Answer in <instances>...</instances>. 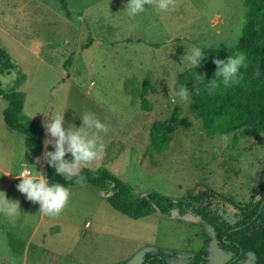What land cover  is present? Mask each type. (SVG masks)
Wrapping results in <instances>:
<instances>
[{"label":"rangeland","instance_id":"rangeland-1","mask_svg":"<svg viewBox=\"0 0 264 264\" xmlns=\"http://www.w3.org/2000/svg\"><path fill=\"white\" fill-rule=\"evenodd\" d=\"M65 1L66 10L57 0H0V81H6L0 86L10 90L16 72L25 74L19 88L24 115L43 124L45 114L38 111H64V126L79 127L83 113H94L108 128L98 133L105 147L81 169L106 167L136 195L158 191L178 198L210 188L249 203L264 188V134L210 137L189 111L190 93L173 100L190 46L218 48L242 39L244 0H172L167 11L146 4L134 18L123 8L127 0ZM6 106L0 98V191L19 202L21 213L15 219L0 215V264H141L155 249L174 251L170 264H186L206 241L210 264L230 260L200 218L157 212L132 219L89 185L69 187L59 214L41 213L8 173L37 169L46 179L43 156L54 147L43 142L40 155H22L24 136L4 123ZM174 112L180 124L169 135V150L153 163L146 153L151 126ZM238 264H255V257L248 254Z\"/></svg>","mask_w":264,"mask_h":264},{"label":"trees","instance_id":"trees-1","mask_svg":"<svg viewBox=\"0 0 264 264\" xmlns=\"http://www.w3.org/2000/svg\"><path fill=\"white\" fill-rule=\"evenodd\" d=\"M57 1L66 10V1ZM243 6L245 26L242 39L234 45L222 44L218 48H202L205 57L201 58L199 66L195 70L187 69L182 72L174 84V89L178 84L188 87L191 96L189 111L201 122L203 130L210 137L237 132L249 138L264 134V0H244ZM66 14L69 15V12L66 11ZM237 51L243 52L247 58V67L241 69L239 82L229 87L221 85L213 95H208L204 91V84L213 78L216 70L214 60L226 59ZM71 61L70 57L66 62V70L69 69ZM195 71L198 75H203V81L193 79ZM24 81L25 74L18 70L12 89L5 90L0 86V98L7 103L3 119L10 130L24 136V142L29 148L27 151L38 156L43 150L44 128L41 122L23 113L25 94L19 88ZM147 92V87H144L142 96L145 97ZM142 107L144 110H150L147 100H143ZM179 124L177 112L167 121L153 122L146 151L153 163H156V157L169 150V135ZM43 162L48 182L65 184L68 188L82 185L95 187L113 209L129 218L140 219L157 212L166 216L175 213L178 217L192 214L200 218L211 227L216 246L231 255L225 264H238L246 259L248 254L254 255L255 264H264V188L245 205L210 188L191 191L178 198L158 191L136 195L106 167L82 168L81 175L84 180L77 183L75 178L66 181L44 159ZM208 257L206 241L186 264H210ZM173 258L174 251L155 249L144 254L141 264H170Z\"/></svg>","mask_w":264,"mask_h":264},{"label":"clouds","instance_id":"clouds-1","mask_svg":"<svg viewBox=\"0 0 264 264\" xmlns=\"http://www.w3.org/2000/svg\"><path fill=\"white\" fill-rule=\"evenodd\" d=\"M172 0H127L124 5L125 12L129 18H134L143 13L152 5L160 11H167L171 6ZM148 7H145V5ZM205 57L204 51L200 46L192 45L188 48L181 58L183 70L196 69L199 66L200 59ZM216 70L213 78L204 84V91L208 95H213L217 89L223 85L229 87L239 82L242 75L241 69L247 67V58L243 52L237 51L226 59L214 60ZM259 75V72L256 73ZM193 79L203 81V75L194 72ZM6 83V81H0ZM198 90V89H197ZM178 97L181 100L189 98V89L184 84H178L175 88L173 100ZM45 114L42 127L45 129L46 138L44 145L53 144V151H46L43 159L49 165L54 167L55 172L62 175L66 181L75 178L77 183L84 180L81 175V167L98 160L104 150L105 145L98 143V133L107 132V125L92 112H85L81 115L82 123L79 127L69 124L64 126V111L49 115L48 111H38ZM37 112V113H38ZM20 141L19 151L24 153L29 149L24 142ZM71 153V159H65V153ZM15 174L19 182L15 185L17 190L24 194L25 199L38 202L39 211L45 215L55 216L65 207L68 202L70 192L65 184L58 182H48L37 169L24 168ZM21 210L19 202L7 198L3 191H0V215L15 219Z\"/></svg>","mask_w":264,"mask_h":264},{"label":"crops","instance_id":"crops-1","mask_svg":"<svg viewBox=\"0 0 264 264\" xmlns=\"http://www.w3.org/2000/svg\"><path fill=\"white\" fill-rule=\"evenodd\" d=\"M24 108H25V103H24ZM23 111H24V109H23ZM30 118H33V117H30ZM34 119H36V118H34ZM45 134H46V132H45V129H44V136H45Z\"/></svg>","mask_w":264,"mask_h":264}]
</instances>
